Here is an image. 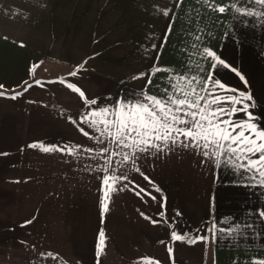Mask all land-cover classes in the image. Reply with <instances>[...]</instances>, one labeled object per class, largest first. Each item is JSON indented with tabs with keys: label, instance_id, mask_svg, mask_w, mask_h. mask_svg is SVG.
I'll use <instances>...</instances> for the list:
<instances>
[{
	"label": "crops",
	"instance_id": "crops-1",
	"mask_svg": "<svg viewBox=\"0 0 264 264\" xmlns=\"http://www.w3.org/2000/svg\"><path fill=\"white\" fill-rule=\"evenodd\" d=\"M47 1L0 0V85L24 84L31 67L44 58L65 70L63 76L31 83L16 99L7 98L13 93L0 96V264L264 260V220L258 214L264 211V188L244 186L250 183L245 174L227 164L216 168L192 149L144 153L138 160L144 175L130 168L116 174L127 172L151 195L112 192L102 218L99 169L104 158L82 150L69 155L29 147H104L81 131L98 135L80 123L89 108L67 84L96 100L93 108L136 101L142 92L165 97L169 76L206 75L211 60L199 55L204 47L244 77L228 68L216 70V78L229 88L251 96L249 111L264 127V22L237 18L229 7L233 0H214L226 6L223 14L210 10L204 0ZM154 65L172 71L152 74ZM78 66L83 67L70 76ZM141 73L151 74V83ZM237 118L246 116L241 112ZM214 222L236 231H225L213 242L207 229ZM101 230L106 247L97 257ZM197 230L209 240L172 241V231L195 236Z\"/></svg>",
	"mask_w": 264,
	"mask_h": 264
},
{
	"label": "snow or ice",
	"instance_id": "snow-or-ice-1",
	"mask_svg": "<svg viewBox=\"0 0 264 264\" xmlns=\"http://www.w3.org/2000/svg\"><path fill=\"white\" fill-rule=\"evenodd\" d=\"M204 3L210 10L214 9L220 14L226 11V6L215 5L214 0H204ZM229 7L233 9L237 18L246 17L257 22H264V0H233ZM163 14L168 16L169 10H164ZM170 29L171 25H169ZM196 39L199 40L200 37ZM155 47L153 45V48ZM193 47L196 48V45ZM199 55L203 59L211 60V67L206 75L202 76L198 72L194 75L177 73L169 76L170 89H164L165 97L142 92L141 98L136 101H118L111 108H93L92 106L96 105L97 101L89 100L81 89L68 83L67 87L77 92L89 108V112L81 117L80 123L87 124L98 135H90L83 129L81 131L97 144L105 146L97 150L82 145L52 148L34 143L29 147L39 146L45 153L60 151L69 155H75L78 150H82L104 158L105 166L99 169L103 173L100 177L102 218L109 211L110 193L112 192L130 190L141 197L142 194L151 195L131 180L127 172L121 175L116 174L120 169L130 168L144 175L138 160L142 154L150 151L152 155H156L172 151L174 148L192 149L197 154H201L205 160H213L216 168L227 164L233 170L245 174L250 183L244 186L264 188V127H258L255 122L256 118L249 111L251 107H254L253 104L246 102L251 101V96L229 88L216 78V70L224 67L236 72L241 80H244V77L210 48L204 47L202 51H199ZM82 67L78 66L77 70L69 75L76 76ZM160 71L171 72L172 70L153 66L152 74ZM145 75H148L149 83H151V74L141 73L140 77ZM59 82L64 83V81ZM2 88L3 85H0V89ZM24 91H27V88ZM5 95V92L0 91V96ZM20 95L22 92L14 91L7 98L16 99ZM241 112L245 114V120L237 118ZM114 157H120V159L114 160ZM203 162L202 160L201 163ZM218 178L217 176L216 179ZM145 179L148 177L145 176ZM121 184L122 186L118 188L117 185ZM155 190L161 191L158 187ZM152 198L155 199V197ZM258 214L264 220V211ZM160 215L163 219L164 213ZM145 218L151 219L147 216ZM159 222L152 221L154 224ZM26 223H31V221ZM247 227H252V225L249 224ZM207 231L212 233L211 239L215 242L219 234L227 231L230 235L236 229L225 230L219 228L214 222ZM171 238L173 242L187 243L209 240L208 236L199 235V230L195 236H191L188 232L172 231ZM105 241V233L101 230L98 234L97 257L106 247ZM168 251L171 258L173 249L169 247ZM48 255L53 254L48 253ZM252 264H264V260H254Z\"/></svg>",
	"mask_w": 264,
	"mask_h": 264
},
{
	"label": "rangeland",
	"instance_id": "rangeland-1",
	"mask_svg": "<svg viewBox=\"0 0 264 264\" xmlns=\"http://www.w3.org/2000/svg\"><path fill=\"white\" fill-rule=\"evenodd\" d=\"M46 0V5H47ZM44 5V6H46ZM43 7V5H41ZM37 61V60H36ZM29 77L24 84L14 85V84H6L3 85V88L0 91L5 92V94H12L14 91L18 92L25 87H28L31 83L54 78L55 76H63L65 74L64 68H60L56 62L44 58L41 61H37L30 69Z\"/></svg>",
	"mask_w": 264,
	"mask_h": 264
}]
</instances>
